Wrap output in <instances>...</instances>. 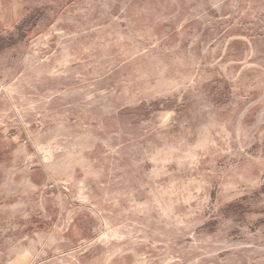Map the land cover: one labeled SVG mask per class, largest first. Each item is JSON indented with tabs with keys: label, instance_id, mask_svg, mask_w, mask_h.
Instances as JSON below:
<instances>
[{
	"label": "rangeland",
	"instance_id": "rangeland-1",
	"mask_svg": "<svg viewBox=\"0 0 264 264\" xmlns=\"http://www.w3.org/2000/svg\"><path fill=\"white\" fill-rule=\"evenodd\" d=\"M0 264H264V0H0Z\"/></svg>",
	"mask_w": 264,
	"mask_h": 264
}]
</instances>
